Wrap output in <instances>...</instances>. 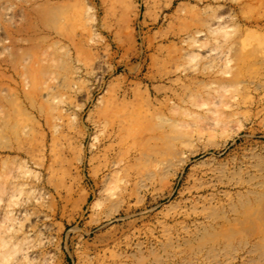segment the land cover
<instances>
[{"label":"rangeland","instance_id":"rangeland-1","mask_svg":"<svg viewBox=\"0 0 264 264\" xmlns=\"http://www.w3.org/2000/svg\"><path fill=\"white\" fill-rule=\"evenodd\" d=\"M0 244L264 264V0H0Z\"/></svg>","mask_w":264,"mask_h":264},{"label":"bare ground","instance_id":"bare-ground-1","mask_svg":"<svg viewBox=\"0 0 264 264\" xmlns=\"http://www.w3.org/2000/svg\"><path fill=\"white\" fill-rule=\"evenodd\" d=\"M183 99V98H182ZM160 113V112H159ZM125 123V122H124ZM10 218V217H9ZM3 241V240H2ZM5 242V241H4ZM1 245V244H0ZM5 246V244L3 245V246H1V247H4ZM5 250V249H4ZM4 250H3V252H4ZM6 251V250H5ZM14 253H16V249H14ZM0 253H2V252H0ZM13 252H12V254H14ZM8 254H10V253H8ZM19 254H17V256H18ZM7 256V255H6ZM9 256V255H8ZM15 256V255H14ZM21 256H25V253H22L21 254Z\"/></svg>","mask_w":264,"mask_h":264}]
</instances>
